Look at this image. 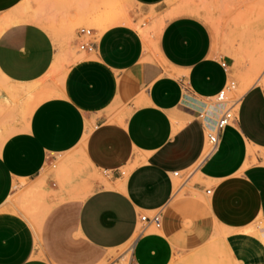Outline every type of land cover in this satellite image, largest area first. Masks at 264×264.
Masks as SVG:
<instances>
[{
  "label": "crops",
  "instance_id": "crops-1",
  "mask_svg": "<svg viewBox=\"0 0 264 264\" xmlns=\"http://www.w3.org/2000/svg\"><path fill=\"white\" fill-rule=\"evenodd\" d=\"M130 1L166 10L167 0ZM30 7L0 0V25L17 19L0 28V264H100L127 245L139 264H170L216 239L232 264H264V85L242 94L205 156L231 66L206 22L166 17L144 35L127 15L102 28L95 50L64 52ZM59 156L78 176L61 188L49 175L44 209H20L15 190L24 200ZM194 166L179 186L173 172ZM158 209L160 227L141 220Z\"/></svg>",
  "mask_w": 264,
  "mask_h": 264
},
{
  "label": "rangeland",
  "instance_id": "rangeland-1",
  "mask_svg": "<svg viewBox=\"0 0 264 264\" xmlns=\"http://www.w3.org/2000/svg\"><path fill=\"white\" fill-rule=\"evenodd\" d=\"M30 4V13L47 25L64 52L79 50L75 40L81 26L93 28L97 38L105 25L128 15L130 24L144 35H149L160 29L166 17L181 14L198 16L210 27L214 48L230 60L229 75L237 83L231 97L239 99L243 94L241 91L245 92L256 82L264 85V0H167L163 6L166 7L164 13L151 10L145 14L136 9L130 0H30ZM65 63H69V58ZM1 84L5 82L0 77ZM61 157H58L56 167L45 174L44 180L25 193L24 200L20 195L24 189L15 190L12 199H16L14 202L20 209H25L32 201L37 202L36 212L44 209V197L41 195L49 175L61 188L78 176L79 165H74L67 175L59 170ZM103 175L100 171L99 180L107 179ZM180 183L181 180H177V184ZM257 223L264 240V219ZM251 231L257 232L254 228ZM130 247H122L114 251V255L126 253L125 258H128ZM179 254L170 264H232L219 239L204 250Z\"/></svg>",
  "mask_w": 264,
  "mask_h": 264
},
{
  "label": "built area",
  "instance_id": "built-area-1",
  "mask_svg": "<svg viewBox=\"0 0 264 264\" xmlns=\"http://www.w3.org/2000/svg\"><path fill=\"white\" fill-rule=\"evenodd\" d=\"M77 40H78V46L79 50H95L96 49V36L95 32L93 31V28H88L85 26L79 27L77 31ZM223 66L225 70L229 74V68L230 66L223 62ZM236 80L230 78V75L223 86V88L218 92L216 96L217 102L220 103H226L228 104L224 110L220 113L219 117L215 121V124L213 126H207V152L206 155L211 154L215 150L218 149L220 142H221V135L224 129L228 125H232L237 120V101L238 99H233L231 97L232 92L236 88ZM199 115L206 119V114L204 112H200ZM197 167L188 170L184 175L181 174L179 170H175L173 174L177 177H181V183L179 186L185 184L193 175ZM123 173L125 171H122ZM207 192H211V189L208 188ZM162 218H163V212L162 209H158L152 214L144 213L141 215V220L146 224H152L155 227H160L162 224ZM125 259V260H124ZM105 264H139L137 261H135L132 258V254L130 253L128 258L121 257L112 259Z\"/></svg>",
  "mask_w": 264,
  "mask_h": 264
},
{
  "label": "bare ground",
  "instance_id": "bare-ground-1",
  "mask_svg": "<svg viewBox=\"0 0 264 264\" xmlns=\"http://www.w3.org/2000/svg\"><path fill=\"white\" fill-rule=\"evenodd\" d=\"M123 18H125V17H123ZM127 18V17H126ZM14 19H16V18H11V19H9L6 23H4L3 24V26L2 27H5L6 25H8V24H10L11 22H13V21H16V20H14ZM127 20V19H126ZM122 21V23H124L125 21H123V20H121ZM118 22H119V20H118ZM118 22H117V24H118ZM128 22V21H127ZM114 24V23H113ZM121 24V23H120ZM112 25V24H111ZM107 27L105 26V28L103 29V31L106 29ZM2 29H4V28H2ZM102 31V32H103ZM246 86H249V85H246ZM249 88V87H248ZM245 89V88H244ZM245 91H246V89H245ZM241 92H243L244 93V90L243 91H241ZM240 99V98H239ZM239 99H238V101H237V104H238V102H239ZM237 106V105H236ZM208 150V149H207ZM207 152V151H206Z\"/></svg>",
  "mask_w": 264,
  "mask_h": 264
}]
</instances>
